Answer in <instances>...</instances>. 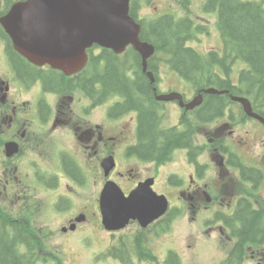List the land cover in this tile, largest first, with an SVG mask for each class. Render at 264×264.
<instances>
[{"label": "flooded vegetation", "instance_id": "obj_1", "mask_svg": "<svg viewBox=\"0 0 264 264\" xmlns=\"http://www.w3.org/2000/svg\"><path fill=\"white\" fill-rule=\"evenodd\" d=\"M16 1L0 0V20L8 15ZM229 1L232 5L249 2L257 6L264 21V0ZM222 2L130 0V15L141 26L140 40L155 45L156 54L150 55L144 66L143 55L132 43L121 51L94 44L86 49L85 65L72 74L48 64L39 66L30 62L16 50L0 23V207L11 221L26 226L30 221L31 196L26 195L25 189L28 177H32L42 191H56L62 183L78 189L91 185V204L86 207L92 208L91 214L99 216L101 222L100 197L107 181H116L130 194L153 179L155 190L161 183L176 192V198L186 208L182 215L190 222L204 221L209 206L219 207L215 218L222 216L225 210H235L233 222L219 223L208 230L218 228L228 241L235 243L237 239L236 247L242 242V218L247 215H243V209L252 212V205L259 203L258 196L252 194L264 188V121L246 114L242 104L232 96L248 98L253 111L263 119L264 97L260 91L243 92L240 84L229 80V76L238 72L237 58L246 55L238 41L226 31ZM155 24L178 32L177 38L182 40L183 47L191 49L198 57L204 54L217 61L214 73L223 74V78L229 80L218 88L227 92H207L206 75L210 69L206 66H194L186 72L176 68L173 64L176 48L168 43L161 45L163 36L154 33ZM163 33L167 36V31ZM108 62L127 79L133 105L127 103L123 91L106 89L100 81L89 83V79L105 73ZM187 73L192 77H187ZM154 77L155 82H151ZM143 79L149 87H141ZM172 92L181 93L183 101L178 97L163 101L156 98L158 94ZM214 95L220 98V109L208 114L206 104ZM200 97L202 103L190 107L189 104ZM126 103L129 106L122 108ZM143 107L155 113L152 138L155 132L158 149L165 147L173 137L182 138L164 154L143 155V147L148 143L141 134ZM100 109L102 114L97 116L96 111ZM208 118L212 121L207 122ZM207 123L212 124L211 131ZM110 156L115 158L116 167L107 174L104 162ZM175 161L177 165L165 172ZM212 165L213 181L208 175ZM96 184L100 188L98 194ZM167 196L170 200L167 217L170 215L173 220L181 213L173 208ZM66 203L67 200L61 199L54 210L60 212ZM223 206L225 209H221ZM167 217L146 228L139 220H132L137 224L136 232L140 230L138 240L148 239L153 230L157 233L158 225ZM258 226L261 233L257 240L263 241L264 227L259 220ZM46 231L57 233L51 229L41 233ZM242 240V248L251 250L246 239ZM249 259L264 264V254L261 257L253 253L250 257L244 255L245 263Z\"/></svg>", "mask_w": 264, "mask_h": 264}, {"label": "rangeland", "instance_id": "obj_2", "mask_svg": "<svg viewBox=\"0 0 264 264\" xmlns=\"http://www.w3.org/2000/svg\"><path fill=\"white\" fill-rule=\"evenodd\" d=\"M101 114V109L96 111L97 116ZM175 165H177L176 161L168 165L164 171L169 172ZM120 167L123 168L122 165ZM214 174L215 170L211 167L208 175L213 178ZM27 179L26 195L31 196L30 216H28L30 221L27 227L31 226L37 235L48 229L57 232L56 234L48 231L41 233L45 238V248L44 251L41 249V252L42 256L47 258H38L39 264H127L128 257L134 264H156L154 255L163 263L172 254H178L183 264H221L230 250L228 246L234 243H231V240L226 242L227 236L221 235L218 228L215 231L208 230L219 224L218 218L214 217V212H219L218 206L208 207L204 221L190 222L186 215H182L186 208L181 200L176 198V192L160 183L156 186L157 190L169 195L173 208L178 209L181 216L173 220L170 218L159 226L157 234L154 233L149 239L151 250L145 249L153 261L141 260L135 250V244L141 236L138 233L140 230L136 232V225L125 230L108 231L102 225L100 217L91 214L92 208L86 207L91 204V185L88 188L78 189L76 186L69 188L62 183L58 185L56 191L47 189L42 191L32 177ZM99 190L96 184L95 193L98 194ZM261 192H264V188L259 190L260 194ZM61 199L67 200V203L59 209L60 212H57L54 208ZM260 199H264L262 195ZM14 209L15 207L12 206L11 210ZM82 214L84 218H81ZM250 239L257 240L258 236ZM259 251L254 250L253 254L258 255ZM231 257L234 258L233 255ZM243 264H256V262L249 260Z\"/></svg>", "mask_w": 264, "mask_h": 264}, {"label": "water", "instance_id": "obj_3", "mask_svg": "<svg viewBox=\"0 0 264 264\" xmlns=\"http://www.w3.org/2000/svg\"><path fill=\"white\" fill-rule=\"evenodd\" d=\"M3 23L30 60L67 73L84 65L86 48L94 43L119 51L133 43L145 59L155 52V46L139 40L140 26L129 15V0H27L16 3ZM104 166L108 174L115 167L113 157ZM144 189L142 184L125 196L114 181L107 182L101 195L105 225L120 229L132 218L147 224L165 213L166 196Z\"/></svg>", "mask_w": 264, "mask_h": 264}, {"label": "trees", "instance_id": "obj_4", "mask_svg": "<svg viewBox=\"0 0 264 264\" xmlns=\"http://www.w3.org/2000/svg\"><path fill=\"white\" fill-rule=\"evenodd\" d=\"M237 5H232L229 0H223L222 6V18L225 22L226 31L234 37L244 54L246 59L252 64L254 73L244 75L246 77V84L249 89L258 88L260 91H264V21L262 20L259 8L246 3H236ZM165 26L160 27L159 24H155L153 27L154 33L163 36L160 39L161 45L166 43L170 44L171 47L176 48L177 55L173 61L176 68L185 71L191 67L202 68L205 66L203 60L189 48H184L181 39H178V32H173L171 27ZM164 35L163 32L166 33ZM175 42V43H174ZM157 46H160L156 42ZM201 61V63H200ZM189 77V73L185 74ZM212 78L213 75H208ZM100 81L106 89H119L123 91L127 96V103L133 105V99L130 96L129 84L127 79L118 72L116 67L112 62H108L106 66V71L102 75L97 74L95 78L89 79V83L93 85V81ZM208 82H214L213 79H209ZM141 87L147 88L148 82L146 80H141ZM220 98L217 96H212L208 98L207 102V113L214 114L220 109ZM122 106L126 108L129 105ZM214 106L213 109L209 110ZM141 114V134L143 139H148V143L143 147V155L150 157L157 154H164L170 146L177 144L181 141V137H173V139L168 141V144L158 149L156 147V138L154 132V139L152 138L153 130L155 129L156 116L153 110L145 109L143 107ZM206 113V114H207ZM154 153V154H153ZM247 213L246 218H244L240 212L239 216H242V230H241V243L231 252V257L221 264H243V257L245 255V250L242 248L243 240L248 238H257L261 233L258 226V220L262 222L264 218V209L258 211L253 210L248 213L246 208L243 209V215ZM43 235H37L34 233V229L30 226L23 225L17 221H11L10 216L7 212L0 207V264H39L38 258H47L42 256L41 249L44 251L45 248V238ZM253 241V243L258 242L257 240H246ZM25 247V248H22ZM141 242L138 241L136 251L142 256L144 254L143 249H141ZM127 264H134L130 258H127ZM154 261L156 264H183L181 258L178 254H172L169 258L161 263L158 261L157 257L154 255Z\"/></svg>", "mask_w": 264, "mask_h": 264}, {"label": "bare ground", "instance_id": "obj_5", "mask_svg": "<svg viewBox=\"0 0 264 264\" xmlns=\"http://www.w3.org/2000/svg\"><path fill=\"white\" fill-rule=\"evenodd\" d=\"M139 26H140V25H139ZM140 32H141V26H140ZM246 88H247V89H249V87H248V86H246Z\"/></svg>", "mask_w": 264, "mask_h": 264}]
</instances>
